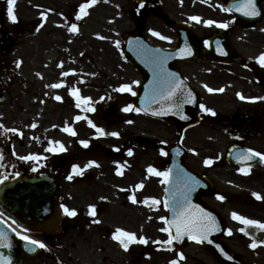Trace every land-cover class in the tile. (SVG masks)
Wrapping results in <instances>:
<instances>
[{"label":"rangeland","instance_id":"rangeland-1","mask_svg":"<svg viewBox=\"0 0 264 264\" xmlns=\"http://www.w3.org/2000/svg\"><path fill=\"white\" fill-rule=\"evenodd\" d=\"M83 2L14 0L15 22L8 17V5L0 2V34L8 36L2 43L4 47H0V178L12 175L14 167L33 173L48 172L49 157L60 154L65 159L57 181L60 206L77 213L68 216L63 209L65 225L45 242L42 250L46 254L22 256L23 264H171L173 260L177 264H220L195 241L179 253L163 243L169 235L161 231L166 227L164 219H160L165 211L160 203L152 204V198L160 197L163 177L148 169L164 172L160 150L163 144L176 140L187 150L186 166L205 176L216 195L224 197L205 199L228 227L229 234L222 242L244 257L247 264H264V243H259L264 241V233L246 238L240 231L245 225L232 217L235 212L264 223V166L238 172L224 163L226 151L234 143L225 126L236 125V117L257 111L258 104L263 108L259 114H264V99L241 100L237 96L241 93L245 97H264V88L256 84V74L248 67L249 61L264 52V17L253 28L231 33L236 52L233 64H197L188 66V73L184 69L200 92L202 104L219 114L214 121H202L178 132L172 126L121 113L123 100L109 93L123 84L132 88L140 79L122 58L123 35L134 28L128 1L96 0L86 9L88 15L81 14L82 18L76 20L77 8ZM167 10L172 12L170 6ZM72 23L77 25L76 32L68 31ZM197 32L201 29L197 28ZM217 79L223 83L218 84ZM57 83L62 87H50ZM261 83L264 84V77ZM205 85L212 89L221 86L223 91L210 94ZM71 89H78L81 97H89L91 104L104 102L114 107L119 119L102 127L106 133L115 131L119 135H104L98 144L110 151L111 144L121 146L127 137L132 155L122 158L119 151L107 158L101 151L95 159L98 172L91 170L85 180L67 184L66 155L74 157L72 152L81 144L79 141L92 132L84 122L74 123V116L80 112L72 105L75 96ZM56 96L62 99L57 100ZM129 116L131 123L127 122ZM261 121L259 131L248 134L243 146L264 154V116ZM66 125L76 135L71 137L63 131ZM56 141L64 151H48L49 147H58ZM30 155L38 159H20ZM206 159L211 163L206 165ZM86 164L80 158L76 165L79 168ZM120 165L128 169L122 178H113L110 170ZM141 184L147 188L146 193L133 191ZM129 193H135L138 200L149 195L151 201L145 205L137 200L131 203L125 199ZM253 193L260 194L261 201ZM90 204L95 206V215L90 214ZM118 228L144 236L148 243L133 242L125 250L113 239L114 234L119 235ZM253 240L258 241L255 248L250 247Z\"/></svg>","mask_w":264,"mask_h":264},{"label":"flooded vegetation","instance_id":"flooded-vegetation-1","mask_svg":"<svg viewBox=\"0 0 264 264\" xmlns=\"http://www.w3.org/2000/svg\"><path fill=\"white\" fill-rule=\"evenodd\" d=\"M130 6V13L132 14V22L134 29L140 28L144 37L148 42L159 48V49H165V50H172L173 48H176L177 45H180L182 47H185V51H179L175 52L174 55H171L172 58L168 59L169 63L170 61H177L180 58L185 57L184 54H187L190 51V48L194 46V44L197 47L204 48L209 44V39L214 35H224L228 38V40H231V33L235 32V30H247L250 28L255 27L256 25H252L251 27H248L246 25H243L240 23V21L237 19V17L232 13L230 10L234 9L233 5L237 4L236 0H127ZM170 6L172 8V12L167 10V7ZM262 8L264 7V3L261 4ZM223 8L230 9L229 11L222 10ZM198 17L199 20H192L191 17ZM206 20H214L218 23H227V28H221L218 27L216 24L207 25L204 23ZM197 28L201 29V32H197ZM187 29V30H186ZM178 30H183L181 33H179ZM158 32L161 34V36H166L169 39H161L160 36H155L152 34V32ZM189 31V33H188ZM184 32L186 35H184ZM180 42V43H179ZM207 42V43H206ZM158 51H154L153 53L155 56V63L149 64L151 66L150 68L158 69L163 67H168L169 69L177 70L179 71L187 80L190 81L187 74V67L188 66H195L197 64H203V63H212L210 61H198L197 59L195 61L190 62H178V63H171V67L164 63L162 65L160 61H157L158 59ZM159 60V59H158ZM157 61V62H156ZM215 64V63H212ZM218 66H222L221 64H215ZM173 66V67H172ZM229 66V65H228ZM131 68L136 72L135 68L131 65ZM186 73H185V71ZM170 70V71H171ZM163 72V71H162ZM191 82V81H190ZM217 83H223L222 79H217ZM192 84V82H191ZM206 87V85H205ZM208 88H212L210 85L206 87V90ZM221 88V86L217 87ZM215 88V89H217ZM119 89V88H118ZM133 91L127 92V93H119L117 90H113L112 92H109L113 98H119L123 100L124 107L128 104L133 105L134 109V98H133ZM213 94V92H211ZM85 97V96H84ZM110 96H108L109 99ZM89 98V97H88ZM104 105V106H103ZM86 106H91L95 108L96 110L94 112H88L84 109ZM200 106V105H199ZM122 107V108H124ZM258 110L251 113L246 114L244 113L243 116H240L239 119L243 121V125L236 126L233 129V137H237L239 142L246 140V132H247V126H253L256 124V126L261 127L262 123V116L264 114H259V111L262 108L261 104L257 105ZM80 110V114L83 115L86 114V118L84 119V125L87 126L88 129H90L91 135L86 136L84 140L88 141V146L85 147L82 144H80L78 147H76L73 150L74 157L69 158L66 155V158H68L67 161V169L66 171V183L71 184L72 180H85L87 178V174L93 170L97 171L100 170V167L96 166V155L101 154V151L104 152V156L107 158L110 157V154H115L118 151L114 150L115 148L119 149L122 148L121 151V157L123 158H129L128 155V149L126 148V144L129 142L127 140V137L124 138L123 144L118 147H114V144H111L110 151L107 149L102 148L99 146V140L101 138L96 134L93 133L96 132L95 129L89 126L88 120H91L95 125L102 126V124H105V126H108L110 122H115L116 119H119L118 112H115L113 106L106 105L104 102H98V103H89L88 105L81 104V107L78 108ZM201 109V108H200ZM143 118H147L140 114ZM97 116V117H96ZM243 118V119H242ZM121 119V118H120ZM131 120V116L129 117V120ZM249 120V123H246ZM246 124V125H245ZM238 128V129H237ZM84 155V156H83ZM80 158L86 161V165H82L81 167L77 168L75 171L71 170V165H76ZM61 162L64 161V159H60ZM56 158L49 157V163L54 165L51 169H48V173L51 177L59 179L60 178V169L55 167ZM92 162V163H90ZM128 168L126 166H121V170L119 171V167H114L110 170V174L113 178H122L123 173ZM122 171V172H121ZM68 172V174H67ZM79 172V175L77 173ZM71 175V179H68V177ZM61 179V178H60ZM128 188H130L128 186ZM147 189V188H146ZM145 187H142V189L138 190V193H146ZM136 190L135 188L133 191ZM130 196H134L135 200L142 203L146 198H148L149 195H142L141 199L136 198V194H126V200L129 202H133L129 199ZM162 190H160V199H162ZM201 199H206L205 196H202ZM92 205V204H90ZM89 205V206H90Z\"/></svg>","mask_w":264,"mask_h":264},{"label":"water","instance_id":"water-1","mask_svg":"<svg viewBox=\"0 0 264 264\" xmlns=\"http://www.w3.org/2000/svg\"><path fill=\"white\" fill-rule=\"evenodd\" d=\"M260 19L261 14L258 15V18H254L253 22H257ZM135 36H137V34L134 36L126 34L124 36L125 44L123 50L126 55L129 54L130 39ZM224 41L223 46L220 47L221 50L217 51L215 48L214 54L219 55L218 58L215 59L220 62H230L233 52L228 43ZM194 108L195 99L190 107L188 106L184 109L176 111L151 109L145 110L144 112L153 117L171 121L177 128H184L197 122V118L193 114ZM181 114L186 116L187 119H182ZM246 150L247 149L242 147L230 148L226 156V163L239 167H250L261 163L259 157H253L251 160L242 161L240 157L245 154ZM167 153V172L169 175L166 179L165 189L172 190V188L181 186V189H187L191 191V193L182 196L178 204L170 200L167 201L166 221L170 223L176 219L182 208L186 209L190 215H198L199 209L211 213L215 218L216 229L208 234L207 240H201L199 242L221 264H246L244 258L231 252L219 241V238L226 232V226L213 209L198 199L200 193L212 195V185L183 165L182 161L185 157L183 150L172 146L168 148ZM181 170L182 172H180ZM182 174H185V176L183 179H180V175ZM56 201V186L53 181L46 176L29 177L27 174H20L12 180L5 179L0 182V213L19 227L30 232L40 233L46 240L59 228L58 224L61 210L56 205ZM190 205L198 206V208L190 207ZM166 224L169 226L168 223ZM0 231L7 234L8 243L11 244L9 248L0 246V254L9 257L11 264H21V260L14 250L18 244L13 232L1 221ZM171 231L175 234V226H172ZM189 239V235L185 233L181 239L174 240L172 245L177 251H180L187 244ZM20 248L30 257L37 254L39 250L38 246L31 245L28 242H22Z\"/></svg>","mask_w":264,"mask_h":264},{"label":"snow or ice","instance_id":"snow-or-ice-1","mask_svg":"<svg viewBox=\"0 0 264 264\" xmlns=\"http://www.w3.org/2000/svg\"><path fill=\"white\" fill-rule=\"evenodd\" d=\"M13 3H14V0H8V17L11 21L15 22L16 16L13 14ZM95 3H96V0H85V2L81 3L79 5V12L76 14V17H75L76 20H80L82 18L81 14L84 16L88 15V12L86 11V9H88L90 5L95 4ZM233 7L237 11H240L245 16L251 17V16H257L260 14V12L257 9L256 0H240V2L238 4L233 5ZM222 10L229 11L230 9L223 8ZM41 15H43V13ZM191 19L192 20H199V18L195 17V16L191 17ZM204 23L207 25L216 24L218 27H221V28H227L228 27L227 23H218L214 20H206V21H204ZM68 31L69 32H76L77 31V25L75 23H72L71 26L68 28ZM152 34L155 36H160L161 39H169L166 36H161L160 33L155 32V31H153ZM181 51L183 52L185 50L182 49ZM187 54H190V53H187ZM257 62L260 63V65L262 67H264V53H261L260 56L257 57ZM17 63H19V62H17ZM62 75H67V73H62ZM170 75L174 76V74H170ZM162 84H163V92H161L160 95L165 100L172 101L173 97L176 96L177 92H182L183 85H182V82L179 81L178 79L164 78L162 80ZM50 87L60 88V87H62V85L57 83V84L50 85ZM117 90L121 91V92H132L131 87L127 84L121 85L120 88ZM208 91L209 92L223 91V89L221 88V89L217 90V89L208 88ZM70 93L76 97V100H77L76 107L77 108H80L82 103L85 105L89 104L90 98L81 97L79 95L78 89H71ZM132 94L135 95L134 92ZM182 95H184L186 97V99L182 100L180 103H173L169 107L170 108L175 107V108H177V110H179L182 106V103H184V102L193 103L194 102V98H193L192 93L190 91H187L186 93L182 92ZM237 96L241 100L248 99L251 101H255L258 99H264V97H245L241 93H237ZM56 99L61 100L62 98L60 96H56ZM101 99H103V97H101ZM200 108L203 112H207L209 114L215 115V112H213L212 109L205 107L203 104L200 105ZM84 110L88 111V112H94L96 109L93 107H86ZM132 110H135L137 112L141 111V109H139V108L133 109V105H131V104H128L127 106H125L122 109V111H124V112H129ZM181 118L187 119V117L183 116L182 114H181ZM81 119H83V117H81V116L75 117V120H77V121L81 120ZM127 122L131 123L132 121H127ZM88 124L90 127L94 128L96 133H98L99 135H111L113 137H116L119 135V133L115 132V131H113L111 133H106L103 128L98 127L91 120H88ZM0 127H2V126H0ZM32 127H35V124H33ZM8 131L16 132L17 130L16 129H9ZM63 131H65V132H67L73 136L76 135V132L71 127H68L67 125L64 127ZM79 142L85 147L88 146L87 140H81ZM55 144L58 145V147H49L48 151L56 152V151H64L65 150L63 145L60 144L59 141H56ZM189 151H192V150L189 149ZM161 154H164L163 151ZM128 155L129 156L132 155V152L130 149L128 150ZM253 157H259L261 159V161L264 162V154H262L260 152H256L253 149H247L245 154L243 156H241L240 159L242 161H248V160H251ZM20 159H22V160H24V159L35 160V159H38V157H36L34 155H30L27 157L22 156V157H20ZM90 163H92V162H90ZM204 163L207 165V164H210L211 161L206 159L204 161ZM77 167L78 166L74 165L73 170L75 171ZM148 171L154 173L157 176H161V177H165V178H167V176L169 175V173L167 171L159 172V171H157L151 167H149ZM240 171H244V169H240ZM71 178L72 177L70 175L68 177V179H71ZM3 179H6V177L0 178V182H2ZM166 182H167L166 179L161 181V183H166ZM137 187L138 188L142 187V184L137 185ZM253 196H255L257 199H261V196L258 193H253ZM129 199L132 200L134 203L136 202L134 196H130ZM218 199L223 200L224 197L218 196ZM144 203H147V200H145ZM159 203L160 202L158 200H156L155 198H152V204L153 205H156ZM167 206H168L167 202H165V207H167ZM61 207L64 209L65 214L68 216H75L77 214L74 209H69L63 205ZM190 207L198 208V206H194V205H190ZM89 209H90V214L95 215V206L90 205ZM232 217H233V219L240 221L243 225L246 226V227H243L240 229V231L245 232V234H247V232H246L247 227H256V228H259L261 230H264V223H262L260 221L246 218V217L241 216L235 212L232 213ZM160 219L163 220L164 217H160ZM97 222H99V221H97ZM166 223H168L169 226L162 228L161 231L169 234L168 239L166 241H163V243L167 244V245H171L174 240L181 239V237L185 233H187L189 235L190 239L197 240L198 242L201 240H207L208 234L211 231H214L216 229L215 218L211 215V213L204 212L203 209H199L198 215H190L186 209L182 208L176 219H174L170 223L166 221ZM172 226H175V234H173L171 231ZM116 233H119V235L114 234L113 239L119 241V243L121 244V246L125 250H127L129 248V245L133 242H138L140 244L148 243L147 239L144 236L137 237L135 233L128 232V231H125L123 229H119V228L116 229ZM17 235L19 236V238L21 240L27 241L31 245H36L40 248L45 247V245L42 242L31 239L28 235H22L20 233H17ZM209 242H211V241H209ZM257 243H258V241L253 240L250 247L255 248L257 246ZM259 243H264V241H260ZM0 246L6 247V248L11 247V244L8 243V236L3 231H0ZM0 264H11L10 258L0 254ZM171 264H177V261L173 260V261H171Z\"/></svg>","mask_w":264,"mask_h":264},{"label":"trees","instance_id":"trees-1","mask_svg":"<svg viewBox=\"0 0 264 264\" xmlns=\"http://www.w3.org/2000/svg\"><path fill=\"white\" fill-rule=\"evenodd\" d=\"M8 40V36L6 35V33H2V34H0V47L1 48H3L4 47V45H2V43L4 42V41H7ZM246 232H247V234H245V232H244V235L245 236H252V234H253V231H251V229H249V228H246ZM254 235V234H253Z\"/></svg>","mask_w":264,"mask_h":264}]
</instances>
